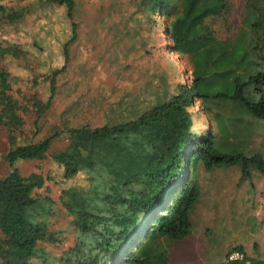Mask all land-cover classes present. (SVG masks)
I'll use <instances>...</instances> for the list:
<instances>
[{
  "label": "rangeland",
  "instance_id": "obj_1",
  "mask_svg": "<svg viewBox=\"0 0 264 264\" xmlns=\"http://www.w3.org/2000/svg\"><path fill=\"white\" fill-rule=\"evenodd\" d=\"M145 1L75 0L70 18L65 5L46 0H0L4 8L0 12V70L8 75L10 93L23 107L19 127H0V180L11 171L7 159L11 148L57 135L46 157L17 162L23 176L43 177V185L34 188L33 195L52 205L47 222L58 241L42 243L52 264H59L56 258L76 240L74 218L63 203V193L87 191L91 186L90 172L83 170L67 179L64 165L52 157L72 143L70 131L134 119L177 94L180 85L191 83L193 58L170 48L166 15L151 12ZM244 9L245 0H232L230 28L219 26L220 38L236 33ZM55 71L59 73L54 76ZM199 108L196 102L195 131L203 134L211 124L215 130L212 114H202ZM247 117L251 119L244 118V127L256 136L254 143L249 136L237 143L219 138L218 144L226 152L259 153L264 167V119ZM184 166V182L208 177L190 212L192 235L177 240L157 230L151 233L153 218L144 216L108 264H126L132 253L143 259L142 264H209L226 261L227 254L238 247L249 257L264 259V174L255 163L249 165L251 175L246 177L241 163L208 171L201 164L193 173L188 163ZM238 176L242 189L235 192L229 182ZM222 181L219 186H230L228 193L217 191L216 182ZM118 207L110 203L109 215L119 213ZM33 262L42 264L40 259Z\"/></svg>",
  "mask_w": 264,
  "mask_h": 264
},
{
  "label": "trees",
  "instance_id": "obj_2",
  "mask_svg": "<svg viewBox=\"0 0 264 264\" xmlns=\"http://www.w3.org/2000/svg\"><path fill=\"white\" fill-rule=\"evenodd\" d=\"M46 1L65 5L73 17L75 0ZM145 4L151 12L166 15L170 48L193 58L191 83L180 85L177 94L134 119L71 130L72 143L52 155L64 165L67 179L83 170L91 174L89 190L63 193V203L74 218L76 240L56 258L59 264H108L147 215L153 218L149 232L157 230L177 240L189 237L190 212L200 194L195 181L184 182L186 163L192 173L201 164L211 170L241 163L243 177L251 175L249 165L255 163L264 174L259 153L226 152L218 144L219 138L226 139L225 131L233 133L228 143L249 137L244 117L264 119V0H245L236 33L225 38L217 29L230 28L232 0H147ZM3 9L0 6V12ZM73 33H77L75 24ZM54 82L53 77L52 91ZM10 91L9 77L0 70V127L16 128L22 124L23 107ZM196 102L202 114H211L212 104L218 103L232 110L236 120L227 122L218 112L217 128L198 134L193 117ZM56 137L15 146L7 154L11 171L0 180V264H34L35 259L52 264L42 245L58 241L47 222L52 205L33 195L34 188L43 185V177L23 176L17 162L43 159ZM110 203L119 206V213L109 215ZM235 250L244 252L245 260L209 264H264L263 258L249 257L243 247ZM142 263L133 253L126 258V264Z\"/></svg>",
  "mask_w": 264,
  "mask_h": 264
},
{
  "label": "crops",
  "instance_id": "obj_3",
  "mask_svg": "<svg viewBox=\"0 0 264 264\" xmlns=\"http://www.w3.org/2000/svg\"><path fill=\"white\" fill-rule=\"evenodd\" d=\"M212 107H213V110H212V112H211V114H212V116H213V120L215 121H217V126H218V120H217V115H219L218 114V112H221L222 113V115L223 116H226L225 117V120L227 121V122H230L231 120H236L235 119V115H234V112L232 111V110H230V109H227V108H223V106L222 105H218V103H216V104H212ZM234 115V116H233ZM233 116V117H232ZM244 118H249V117H244ZM244 118H243V120H244ZM249 119H251V118H249ZM212 119H210V121H211ZM211 126L212 127H214V125L213 124H211ZM217 126H216V128H217ZM226 132V131H225ZM241 133H239V135H240ZM224 135H226L227 137H229L230 139L229 140H232V138L231 137H233L232 135H233V133L232 132H228L227 131V133H224ZM248 136H250L251 137V142L252 143H254L253 141H254V139H255V135H250V132H249V134H248ZM253 145V144H252ZM203 168H205V167H203ZM217 168V167H216ZM206 171V170H205ZM208 171V170H207ZM213 178H216V177H213ZM212 178V180L210 179L207 183H211V182H213V179ZM208 180V177L206 176V175H204V176H200V177H198L197 179H196V184H197V186H198V189H199V194L201 193V190H202V186H203V184H206V181ZM216 183H218V188H217V191L220 189L221 191H225V192H229V190H230V186L233 184V188H234V191L236 192L237 190H241L242 188H240L239 187V183H240V176H238V177H236L234 180H232V181H230L229 183H230V186H228V187H226V188H223V189H221L222 187H220L219 186V184H221V183H224L223 181L222 182H216ZM245 190V189H244ZM254 190V189H253ZM199 198H200V196H199ZM192 235V234H191ZM190 235V236H191ZM189 236V237H190ZM188 238V237H187ZM181 240V239H180Z\"/></svg>",
  "mask_w": 264,
  "mask_h": 264
},
{
  "label": "built area",
  "instance_id": "obj_4",
  "mask_svg": "<svg viewBox=\"0 0 264 264\" xmlns=\"http://www.w3.org/2000/svg\"><path fill=\"white\" fill-rule=\"evenodd\" d=\"M246 255L244 252L239 251V250H234L230 253H228L226 260L228 262H237V261H243L245 260Z\"/></svg>",
  "mask_w": 264,
  "mask_h": 264
}]
</instances>
